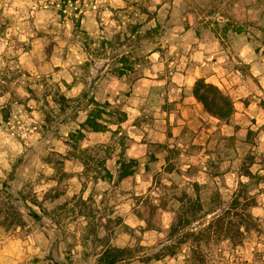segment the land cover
Masks as SVG:
<instances>
[{"label": "rangeland", "instance_id": "374dc122", "mask_svg": "<svg viewBox=\"0 0 264 264\" xmlns=\"http://www.w3.org/2000/svg\"><path fill=\"white\" fill-rule=\"evenodd\" d=\"M260 20L264 0H0V219L22 216L21 226H0V264H98L107 246L139 247V259L121 264H185L194 242L180 241L191 229L201 233L202 264H264V137L256 120L233 115L231 128L201 144L169 147L150 136L155 92L131 110L134 83L154 74L168 80L179 67L189 21L194 31L219 33L224 47L234 45L232 32H244L234 42L255 38L261 49ZM93 101L110 104L108 130L70 137ZM117 110L127 114L122 124ZM130 160L135 172L120 180V163ZM249 197L261 210L249 209L253 220L240 216ZM235 199L233 240L206 231ZM182 205L196 212L170 238ZM167 247L176 254L155 260Z\"/></svg>", "mask_w": 264, "mask_h": 264}, {"label": "crops", "instance_id": "0c3cea01", "mask_svg": "<svg viewBox=\"0 0 264 264\" xmlns=\"http://www.w3.org/2000/svg\"><path fill=\"white\" fill-rule=\"evenodd\" d=\"M189 24L181 36L186 41L180 45L183 47L180 51L182 60L171 77L167 80L166 74H154L150 75L152 78H142L133 85L132 95H138L132 97L134 102L150 97L151 103L152 93L157 95L158 107L154 115L156 129L150 136H154L156 142L169 143V147H172L170 142L181 141L183 147L189 148L201 144L200 140L204 136L210 138L219 133V129L232 127L233 123L222 122L211 116L196 100L194 85L198 79H204L230 95L235 104L236 118L242 121L250 119L251 124L256 120L253 127L260 130L259 135L264 137V107L261 105L264 102V47L258 49L257 40L247 37L242 44L237 45L235 37H241L244 32H232L230 36L234 45L231 48L224 47L221 44L224 39L219 33L216 35L209 30L208 34L205 29L194 31L191 21ZM256 26L262 33L257 36L264 37V20H260ZM154 55L157 52L152 53L150 58ZM239 66H247L249 74H243ZM139 104L133 103L131 110L137 112L145 103ZM253 208L255 216H259L260 208Z\"/></svg>", "mask_w": 264, "mask_h": 264}, {"label": "trees", "instance_id": "16d2710c", "mask_svg": "<svg viewBox=\"0 0 264 264\" xmlns=\"http://www.w3.org/2000/svg\"><path fill=\"white\" fill-rule=\"evenodd\" d=\"M120 75L124 76L125 73L121 72ZM194 96L196 100L201 103L204 107V110L209 113L211 116L217 118L218 120L222 122H229V120L233 117L236 109L233 99L228 95L225 91L220 89L218 86L206 82L204 79H198L194 85L193 89ZM60 99L63 101H67L66 97L63 95L60 96ZM94 105L96 106L95 109H93L90 114L88 115L86 121L80 126V129L77 132H73L70 134V137L78 136L77 138L83 139L84 138V131L89 130L91 132H104L107 131V122H103L102 117L106 115L107 111L105 110V107H110L109 103H106L105 105H101L97 101H93ZM118 114V123L122 124L127 120V114L126 112H121L119 110L116 111ZM113 115V114H111ZM137 166L136 160H130L128 163L121 162L120 163V171H119V179L124 180L127 177L134 174V169ZM131 168V169H130ZM108 177L111 178L110 173H108ZM247 176H251V171H247ZM106 178V177H104ZM104 178H101L104 180ZM239 202V199H235L233 201V204L231 207L228 208V210L224 211L221 215H215L213 217V220L209 222L208 227L206 228V231H209L211 229H215L220 233H226V237L229 240H233L231 235L227 234L229 233L230 227L232 225L230 221V217L232 215V211L235 210L237 207L235 206ZM246 208L244 209L243 215H240L242 217H248L250 220H253V216L249 212L250 208H253L256 206V201L249 197L246 201ZM185 205H182V214L180 213L177 217L178 222L173 224L171 227L170 232V238H173L177 236L179 233V229L184 228L183 225L184 220H187L188 214H195L196 212V206L192 205L188 209L184 207ZM198 206V205H197ZM186 209V210H185ZM199 210L201 209V206H199ZM3 209H0V213H2ZM186 213V214H183ZM10 213L7 212V215L5 219H0V226H6L9 222L10 226H21L22 216L19 214L17 216H11L12 220L8 221L10 218ZM237 216H239L237 214ZM32 217L38 221L40 219L39 215L35 212H33ZM146 222L150 223V219H145ZM230 226V227H228ZM228 230V231H227ZM215 231V232H216ZM247 231V228H246ZM241 232V231H239ZM200 232H195L193 229H191V232L188 234H183L184 240H181L180 243H188L189 240L192 239V243L190 246V253L186 258L185 264H200L201 262L204 263L205 257L201 254V243L202 239L200 238ZM242 234V233H240ZM170 247V246H169ZM167 247L166 250H163L159 254H157L154 258L155 260L159 261L162 258H165L167 256H174L176 254V250H170L171 248ZM139 247H115V246H107L104 251L99 255L98 264H121L127 261H133L140 258V253L137 250ZM202 264V263H201Z\"/></svg>", "mask_w": 264, "mask_h": 264}]
</instances>
